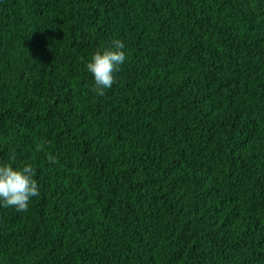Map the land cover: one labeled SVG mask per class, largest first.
Instances as JSON below:
<instances>
[{"label": "trees", "instance_id": "16d2710c", "mask_svg": "<svg viewBox=\"0 0 264 264\" xmlns=\"http://www.w3.org/2000/svg\"><path fill=\"white\" fill-rule=\"evenodd\" d=\"M10 157L40 195L0 264H264V0H0Z\"/></svg>", "mask_w": 264, "mask_h": 264}, {"label": "clouds", "instance_id": "9594fccd", "mask_svg": "<svg viewBox=\"0 0 264 264\" xmlns=\"http://www.w3.org/2000/svg\"><path fill=\"white\" fill-rule=\"evenodd\" d=\"M126 59V45L119 39L112 42L111 48L92 55L85 67L94 79L98 95H104V90L113 86L115 74ZM13 160L10 157L9 162H0V207H14L18 212H27L31 199L40 195L36 169L31 164L15 167Z\"/></svg>", "mask_w": 264, "mask_h": 264}]
</instances>
